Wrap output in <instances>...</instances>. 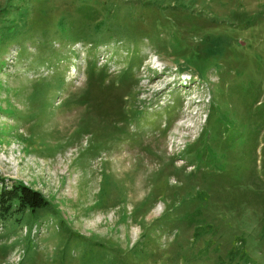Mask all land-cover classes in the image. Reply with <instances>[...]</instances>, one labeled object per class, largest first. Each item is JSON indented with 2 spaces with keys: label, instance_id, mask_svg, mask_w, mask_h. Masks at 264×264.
<instances>
[{
  "label": "rangeland",
  "instance_id": "rangeland-1",
  "mask_svg": "<svg viewBox=\"0 0 264 264\" xmlns=\"http://www.w3.org/2000/svg\"><path fill=\"white\" fill-rule=\"evenodd\" d=\"M0 176V264H264V0H0Z\"/></svg>",
  "mask_w": 264,
  "mask_h": 264
},
{
  "label": "trees",
  "instance_id": "trees-1",
  "mask_svg": "<svg viewBox=\"0 0 264 264\" xmlns=\"http://www.w3.org/2000/svg\"><path fill=\"white\" fill-rule=\"evenodd\" d=\"M49 199L38 189L21 179L0 176V221L10 219L26 211L34 212L47 207ZM94 250V248H93Z\"/></svg>",
  "mask_w": 264,
  "mask_h": 264
}]
</instances>
